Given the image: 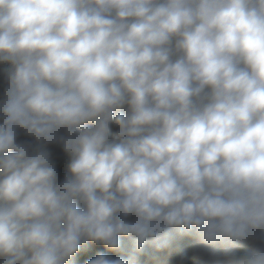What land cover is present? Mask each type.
Wrapping results in <instances>:
<instances>
[{"label": "clouds", "instance_id": "1", "mask_svg": "<svg viewBox=\"0 0 264 264\" xmlns=\"http://www.w3.org/2000/svg\"><path fill=\"white\" fill-rule=\"evenodd\" d=\"M0 264H264V0H0Z\"/></svg>", "mask_w": 264, "mask_h": 264}]
</instances>
